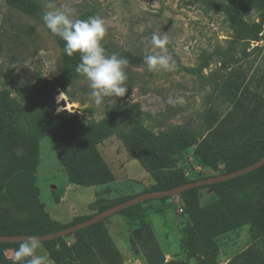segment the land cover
Here are the masks:
<instances>
[{"label":"rangeland","instance_id":"1","mask_svg":"<svg viewBox=\"0 0 264 264\" xmlns=\"http://www.w3.org/2000/svg\"><path fill=\"white\" fill-rule=\"evenodd\" d=\"M13 1L0 0V95L21 110L16 121L20 132L40 134L46 126V101L54 115L74 118L104 135L96 155L110 181L96 185L95 202L94 191L72 183L74 190L59 203L55 200L66 188V169L50 136H38V199L49 217L62 226L94 216L96 206L100 211L150 191L158 185L157 178L171 184L180 175L191 182L227 173L226 162L217 157L201 162L195 156L197 146L206 142L210 129L223 119L226 106L233 109L219 130L226 134L237 129L256 131L264 117V6L256 1L54 0L57 8L70 3L78 19L99 16L105 20L107 31L101 45L107 55L130 54L138 59L126 68L125 96L104 105L94 103L81 75L44 96V83L59 80L64 57L59 37L41 20L49 10L48 0H25L36 5L35 15L19 12ZM235 6L236 20H231L230 10ZM254 23L262 26V32L244 56L239 31ZM153 33L168 36L167 52L175 60L174 71H149L144 64L145 54L160 51L151 46ZM228 51L240 57V62L225 70L220 60ZM169 97H183L185 103L167 104ZM261 133L264 136V130ZM5 142L4 147L0 143V190L27 210L31 199L22 177V150L9 137ZM130 143L156 148L164 164L148 170L134 158ZM15 160V178L6 181L8 165ZM52 185L56 187L53 193ZM166 205L170 207L155 213ZM139 212L144 214L141 221ZM30 216L41 232L47 231L36 219V210ZM143 221L154 238L145 256L132 236V230L142 232ZM102 225L105 233L95 232L93 237L118 253L123 264H264V166L223 185L144 201ZM54 245L57 254L50 255L54 264H100V257L89 254L96 247L86 234L63 237ZM3 250L5 263L14 264L16 248L6 245ZM238 255L242 257L236 262Z\"/></svg>","mask_w":264,"mask_h":264},{"label":"trees","instance_id":"2","mask_svg":"<svg viewBox=\"0 0 264 264\" xmlns=\"http://www.w3.org/2000/svg\"><path fill=\"white\" fill-rule=\"evenodd\" d=\"M237 1L238 3H240L244 0ZM253 1H256L264 6V0ZM11 5L19 12L24 14L35 15L36 13V5H33V3L25 0H14ZM236 8L237 6L233 7L230 10L231 20H236ZM32 32L33 28L31 27L29 28V33ZM261 32L262 26L258 23H254L251 26L243 27L240 29L238 41L242 46L245 47L244 49H242V54L244 56L246 55V48L250 45V43L259 41V35L261 34ZM58 39L59 44L63 49L64 42L60 38ZM63 56L62 74L58 81L44 83V96H46L48 92H52V90L56 87L65 88L66 84L74 81L80 76V74L76 72V66L78 63H80L79 54H74L73 56L69 57L63 52ZM125 58H127L129 63L131 64L138 62V59L131 56L130 54H125ZM220 62V67L227 70L233 65L238 64L240 62V57H236L235 55L230 54V51H228L223 54ZM43 105L45 106L44 109L47 114V117H45L46 126L39 130V135H48L52 139L55 154L58 160L61 162L62 166L66 169L68 182L70 184L75 183L83 187H92L105 182H109L111 178L110 174L105 170L102 162L96 155V146L102 141L104 135L101 132L97 133L89 130L74 118L68 117L66 115H54V110L48 109V107L50 108V105L46 101H43ZM225 109H227V111L225 110L226 113L223 119L220 121V123L210 129L209 133L207 134L206 142L197 146L195 156L203 163H206L211 156L217 157L219 160H221V162H226V165L228 166L227 173H231L240 170L248 165H251L261 159V157H263L264 136L262 135L261 131L264 130V117L259 123V127L256 131L249 130L247 131V133H241V130L239 131L237 129L236 131L231 130L226 134L219 130L223 127V123L226 121V118L232 114L233 109L229 110L228 106H226ZM20 112L21 110L16 106V104L9 101L6 96L0 95V143H2L4 147L6 145L5 138L9 137L13 143V146H17L22 150V177L26 182L25 185L27 195L31 199V203L28 209L22 210L20 209L18 203L15 202L12 195L5 194L0 190V235H45L59 231L74 224L69 226H62L60 223L52 220L49 217L48 213L45 211V205L38 199L40 193L38 187L35 185V173L39 164V135H23L20 132L18 125H16V121L17 118H19ZM128 148L131 149L134 158H136L148 170L155 171L156 167L164 164L163 159L159 156L158 150L154 147H148L141 144L134 145L130 143L128 145ZM16 160L18 161V158H16ZM16 160L15 163L12 161L10 165H8L9 173L5 178L6 181L7 179L13 180L15 178V174L13 173L15 171V164L17 163ZM257 170L250 172L249 174L254 173ZM157 180L158 185L153 187L148 192L166 191L174 187L189 183L185 180L183 175L178 176L176 178V181L171 184L169 183V181H167V179L160 180L157 178ZM1 181L2 179L0 175V182ZM226 182H232V180ZM226 182H221L217 185H223ZM214 185L204 186L200 188L213 187ZM188 191H185L180 195ZM120 203L122 202H118L117 204ZM135 206L136 205L128 207L121 212H125L129 209L134 208ZM169 207L170 205L161 207L157 211H155V213L162 212ZM107 208L109 207H105L100 211L97 209V213ZM33 209L36 210L37 213L36 219L42 222L43 228L47 229L46 232H41L40 227H37L35 224V219L31 218L30 215ZM137 217L141 221V219L144 218V214L142 212H139V215ZM87 219L89 218L83 219L82 221H85ZM103 221L85 229L76 231L75 233L70 235L82 237L86 234L88 239L92 243H94L96 247L95 251L89 250V254L95 255L97 256V258L100 257V264H123L118 253H116L115 251H111L102 239L93 237V233L95 232L99 234L105 233V229L102 225ZM141 228L143 233L141 231L140 233L142 234V236H140V233H137L133 230L132 236L141 254L145 256L149 254L151 248L153 247L154 238L148 229V225L145 224L144 221L141 224ZM192 234L193 230L191 229L188 231L187 238V248L189 253L192 251ZM59 240H62V238L46 241L41 244L51 256H55L57 254V250L54 244ZM19 244L20 243H14L12 245H9L0 243L1 264H6L4 259L3 247L7 245L13 246L17 249L19 247ZM85 246L88 247L87 244H85ZM241 257V255L236 256L234 261L237 262V260L241 259Z\"/></svg>","mask_w":264,"mask_h":264},{"label":"clouds","instance_id":"3","mask_svg":"<svg viewBox=\"0 0 264 264\" xmlns=\"http://www.w3.org/2000/svg\"><path fill=\"white\" fill-rule=\"evenodd\" d=\"M41 20L43 26L54 36L64 42L63 52L71 57L79 54L80 63L76 72L86 81L91 90L89 95L96 105L115 103V98L124 97L128 91L125 82L128 79L126 68L129 61L113 53L107 55L101 42L106 35V22L99 16L86 20L76 18L77 10L66 3L57 8L54 0H48ZM169 38L167 35H151V46L158 52L144 55V64L149 71H174L175 60L167 52ZM106 98H108L106 100ZM167 104H184L183 97L171 98ZM14 264H54L50 254L33 236L23 239L14 252Z\"/></svg>","mask_w":264,"mask_h":264},{"label":"water","instance_id":"4","mask_svg":"<svg viewBox=\"0 0 264 264\" xmlns=\"http://www.w3.org/2000/svg\"><path fill=\"white\" fill-rule=\"evenodd\" d=\"M262 166H264V155L257 162H255L251 165H248V166H246L240 170H237V171H234L231 173H227V174L207 177V178L200 179L197 181L189 182V183H186L184 185H180V186L174 187V188L166 190V191L145 192V193L139 194L136 197L129 199L125 202H122V203L117 204L115 206L109 207V208L95 214L94 216L90 217L89 219H87L85 221L79 222L77 224H74L72 226L66 227L64 229H61V230L53 232V233H49V234H45V235H39V236H33V237H36L40 241V243H43L46 241H51V240L58 239V238H63V237H66L70 234L75 233L76 231L85 229V228L90 227L94 224H97L103 220H106L107 218H109L115 214H118L119 212H121L122 210H124L128 207L137 205V204L142 203L144 201L153 200V199H160V198H167V197H174V196H178L181 193L188 191V190H191V189L230 181V180H233L235 178H239V177H242L244 175H247L250 172H253V171L261 168ZM29 236H32V235H0V243L12 245L14 243H20L23 239H25L26 237H29Z\"/></svg>","mask_w":264,"mask_h":264},{"label":"crops","instance_id":"5","mask_svg":"<svg viewBox=\"0 0 264 264\" xmlns=\"http://www.w3.org/2000/svg\"><path fill=\"white\" fill-rule=\"evenodd\" d=\"M66 178H67V176H66ZM73 185L72 184H70L69 182H68V180H67V185H66V188H64L63 189V193H62V195L59 197V199L58 200H55L56 201V203H59V202H63L64 201V199H65V197L67 196V194L69 193V191L70 190H74L73 189V187H72ZM84 189H90V190H92V191H94L95 192V195L93 196V197H91L92 199H93V201L95 202V200H96V198H97V196H98V192H99V189L96 187V186H92V187H83ZM39 189V188H38ZM56 190V187L55 186H50V191L53 193L54 191ZM39 193H40V191H39ZM39 196H40V194H39ZM95 204V203H94ZM96 206V205H95ZM46 208V207H45ZM95 208V207H94ZM95 210H97V206H96V208H95ZM75 215V214H74ZM74 217V216H73Z\"/></svg>","mask_w":264,"mask_h":264}]
</instances>
